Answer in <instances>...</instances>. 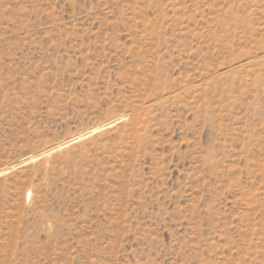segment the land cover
Listing matches in <instances>:
<instances>
[{
    "label": "rangeland",
    "instance_id": "1",
    "mask_svg": "<svg viewBox=\"0 0 264 264\" xmlns=\"http://www.w3.org/2000/svg\"><path fill=\"white\" fill-rule=\"evenodd\" d=\"M262 51L264 0H0V169L118 118L0 176V264H264Z\"/></svg>",
    "mask_w": 264,
    "mask_h": 264
},
{
    "label": "bare ground",
    "instance_id": "2",
    "mask_svg": "<svg viewBox=\"0 0 264 264\" xmlns=\"http://www.w3.org/2000/svg\"><path fill=\"white\" fill-rule=\"evenodd\" d=\"M261 59H264V51L261 52V55L260 56H254V57H249V58H246L238 63L235 64V66L233 68H231L230 70L224 68L223 69V72L222 73H226L228 71H236V70H240L242 68H245L247 67L248 65H250L251 63H254V62H257ZM167 97H172L173 95H171V93H167ZM155 102H151L149 105H153ZM123 117V116H122ZM118 118L114 119V120H108L106 122H102L103 124L101 125H95V126H92L88 129H86L85 131L83 132H80V133H77V134H74L70 137H67L66 139L58 142L57 144L55 145H52V146H49L48 148H46L45 150L41 151L39 154L37 155H29L28 156L26 155V157H22L21 161L16 164V165H12L10 167H6V168H2L0 169V176L8 173L11 169L13 168H16L17 166H22L26 163H29L31 161H34L42 156H46V155H49L53 152H56L58 150H61L63 148H66V147H69L77 142H80L84 139H86L87 137L91 136L92 134H95L97 132H100L101 130L103 129H106V128H110L112 126H114L116 123H118ZM31 196V191H28L27 192V197H30Z\"/></svg>",
    "mask_w": 264,
    "mask_h": 264
}]
</instances>
